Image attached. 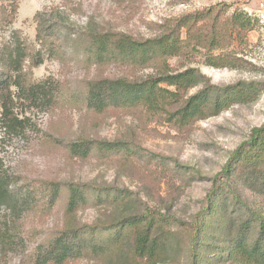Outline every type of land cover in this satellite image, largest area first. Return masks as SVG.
<instances>
[{
    "label": "rangeland",
    "instance_id": "obj_1",
    "mask_svg": "<svg viewBox=\"0 0 264 264\" xmlns=\"http://www.w3.org/2000/svg\"><path fill=\"white\" fill-rule=\"evenodd\" d=\"M210 7L222 10L225 17L235 10L247 13L251 25L211 54L198 48L172 59L169 75L194 69L209 86L244 81L261 84L264 89V0L19 1L16 20L0 31V42L11 43L12 33L19 31L23 39L39 48L33 17L42 13V19L52 25L51 47L33 70V78L47 80L49 92L57 99L30 103L23 101L15 89L10 91L13 114L22 120L23 127L15 133H4L0 126V178L16 200L0 205V264H51L44 256L67 225L78 231L127 215L152 213L166 232L171 250L158 264H187L185 229L231 152L263 124L264 90L255 102L234 105L182 131L142 114L114 111L94 115L83 107L63 103L58 96L81 93L93 80H138L155 74L151 68L87 62L73 50L77 33H122L146 40L160 35L179 18ZM215 59L224 61L223 67L210 65L218 61ZM203 86L202 82L188 95ZM79 138L132 142L151 157L166 159L170 168H186L185 175L181 179L169 172L162 174L147 160L134 159L122 165L73 158L64 144ZM63 183L113 186L130 194V205L84 207L68 214L59 192ZM68 264L96 262L83 256Z\"/></svg>",
    "mask_w": 264,
    "mask_h": 264
},
{
    "label": "trees",
    "instance_id": "obj_2",
    "mask_svg": "<svg viewBox=\"0 0 264 264\" xmlns=\"http://www.w3.org/2000/svg\"><path fill=\"white\" fill-rule=\"evenodd\" d=\"M19 1L0 0V31L16 20ZM42 18L39 12L33 17L39 48L23 39L19 31L12 33L11 43L0 42V126L4 133H15L23 127L22 120L13 114L11 89L30 103L57 99L49 92L47 80L33 78V70L41 65L51 47L52 25ZM250 25L247 13L235 10L225 17L222 10L210 7L179 18L160 35L146 40L122 33H77L73 50L87 62L139 70L151 68L155 74L138 80H93L81 93L58 98L94 115L114 111L142 114L179 131L188 129L234 105L255 102L264 89L261 84L244 81L224 87L209 86L194 69L169 75V61L198 48L211 54L235 39L233 35L246 32ZM215 60L218 61L210 65L223 67L224 61ZM202 82L201 90L188 95ZM64 145L71 157L80 160L94 158L122 165L134 159L147 160L162 174L169 172L181 179L186 171L179 166L170 168L166 159L151 157L132 142L79 138ZM59 192L64 196L68 214L84 207L130 205V194L113 186L63 183ZM15 201L0 178V205ZM156 217L154 213L127 215L78 231L67 225L51 243L45 262L68 264L87 256L96 264L161 263L171 250L167 234ZM185 232L187 264H264V122L231 152L212 178L210 189Z\"/></svg>",
    "mask_w": 264,
    "mask_h": 264
}]
</instances>
